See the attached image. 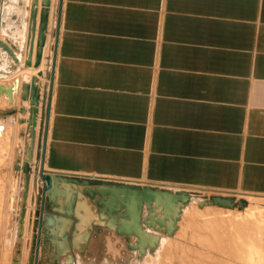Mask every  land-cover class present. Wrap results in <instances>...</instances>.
<instances>
[{"label": "crops", "instance_id": "obj_1", "mask_svg": "<svg viewBox=\"0 0 264 264\" xmlns=\"http://www.w3.org/2000/svg\"><path fill=\"white\" fill-rule=\"evenodd\" d=\"M59 11L47 169L264 194V0Z\"/></svg>", "mask_w": 264, "mask_h": 264}, {"label": "rangeland", "instance_id": "obj_2", "mask_svg": "<svg viewBox=\"0 0 264 264\" xmlns=\"http://www.w3.org/2000/svg\"><path fill=\"white\" fill-rule=\"evenodd\" d=\"M59 6L60 0H41L39 7L35 61L42 64L44 74L39 72L30 80L39 84L42 100L32 101L30 89H26L27 96L23 90L13 106L5 98L0 99V124L5 131L0 136V264H264V194L144 180L98 179L47 169L45 150ZM4 7L8 10L3 18L4 36L24 50L29 39L31 0H6ZM42 29L44 44L40 41ZM5 60L7 64L14 63L8 55L3 56V64ZM24 66L21 60L9 77H31ZM11 80L14 83V78ZM33 109L38 112L35 114ZM34 116L37 122L32 123L29 117ZM31 148H35L33 163L29 172H22L16 167ZM52 176L59 179L57 185L68 191V197L51 195ZM94 180L101 181V186L93 184ZM146 186L159 189L155 191L163 195L179 194L175 199L183 195L188 199L149 202L145 196L126 195L135 187ZM215 197L232 201L228 206L219 205L213 200ZM51 219L59 224H53Z\"/></svg>", "mask_w": 264, "mask_h": 264}, {"label": "bare ground", "instance_id": "obj_3", "mask_svg": "<svg viewBox=\"0 0 264 264\" xmlns=\"http://www.w3.org/2000/svg\"><path fill=\"white\" fill-rule=\"evenodd\" d=\"M5 2H6V0H1V2H0V66H2V65H4V66H6V67H8V68H0V78H5V77H7V76H10L11 74H12V72H11V70L12 69H14V66L17 64V63H19L21 60H23L24 61V63H25V70H27V71H29L30 73H31V77H29V76H27L28 78H29V80H30V78L32 79V77L33 76H36V75H40V74H38L39 72H41V65L42 64H40V65H36V61H35V56H36V54H35V44H36V41H35V39L37 38L36 36H37V23H38V21H37V19H38V14H39V7H40V2H41V0H31V13H30V17H29V26H28V28H29V31H28V34H29V39L27 40L28 41V43H27V46H26V48L24 47V50H23V48H21L18 44H16V43H14L13 41H11V40H9V39H7L5 36H4V34H5V26H4V24H3V22H4V20H3V18H5V15H6V11H8L7 9L5 10V7H4V5H5ZM21 2V1H20ZM2 3V4H1ZM22 3V2H21ZM27 13V12H26ZM26 15V14H25ZM24 16V15H23ZM28 36V35H27ZM17 37H18V35H17ZM25 49H26V51H25ZM26 52V53H25ZM24 53H25V55H24ZM4 55H8V56H10L12 59H13V64H7V62H6V60H5V64H3L2 63V60H3V56ZM24 56H25V58H24ZM28 61H29V63H28ZM23 68H22V70H23ZM21 69V68H20ZM21 70V71H22ZM18 72V71H17ZM20 72V71H19ZM14 73H16V72H14ZM22 73V72H21ZM41 73H43V72H41ZM19 74V73H18ZM44 74V73H43ZM42 74V75H43ZM24 75V74H23ZM26 75V74H25ZM28 75V74H27ZM41 75V76H42ZM27 77H26V79H27ZM37 77V76H36ZM40 77V76H39ZM43 77V76H42ZM12 78H14V83H12L11 81V79ZM25 78V77H24ZM26 79H22L20 76H18V75H15V76H13V77H11V78H7V79H4L3 81L1 80L0 81V99L1 98H7V97H9L8 98V100H7V102L10 104V105H16L17 103H18V101H19V98H20V96L22 95V93H23V90H25L24 92V94H26V96H27V90L29 91V89L32 91L31 93H33V96H34V99L36 98V96H38L37 97V99H38V102H39V100L42 98V96L40 95V92H41V90H40V92L38 91V89L40 88H38L37 89V86L39 85H37L36 84V82H32L31 83V80H30V82L29 83H27L26 81H28V79L26 80ZM38 79H40V78H38ZM44 79V78H43ZM33 80V79H32ZM26 82V83H25ZM38 82V81H37ZM5 83H7V84H5ZM25 85V86H24ZM41 88H43V86L41 87ZM27 89V90H26ZM29 94H30V92H29ZM32 95V94H31ZM40 96H41V98H40ZM28 97H29V95H28ZM33 99V98H32ZM31 99V100H32ZM42 100V99H41ZM32 101H34V100H32ZM35 102V101H34ZM41 102V101H40ZM27 104H28V102H27ZM32 104V103H31ZM23 105V104H22ZM29 105V104H28ZM27 105V106H28ZM40 105V104H39ZM23 107V106H22ZM31 107V106H30ZM33 107V106H32ZM36 107H38V106H36ZM40 107V106H39ZM21 108V107H20ZM19 108V109H20ZM34 108V107H33ZM41 108V107H40ZM25 109L26 108H24V111H25ZM28 109H29V107H28ZM22 110V109H21ZM32 110V109H31ZM34 110V109H33ZM23 111V112H24ZM30 111V110H29ZM38 112V110H34L33 112L35 113V112ZM40 111V110H39ZM30 113V112H29ZM28 114V113H27ZM36 114V113H35ZM32 115H34V114H32ZM31 115V116H32ZM39 115V114H38ZM35 117V116H34ZM38 118V120H39V117H37ZM22 119V118H21ZM24 119V118H23ZM29 119H31V121H32V119L33 118H31V117H29ZM28 119V120H29ZM35 119V121L37 122V119L36 118H34ZM25 120V119H24ZM23 120V121H24ZM26 121V120H25ZM28 123H31V122H28ZM33 123V122H32ZM23 124V123H22ZM38 124H39V122H38ZM38 124L36 125L35 124V126H38ZM24 125H26V123L24 124ZM27 125H29V124H27ZM32 126H34V124H32ZM27 127H29V126H27ZM32 128V127H31ZM29 129V128H28ZM33 129V128H32ZM37 129V128H36ZM27 130V129H26ZM35 130V129H34ZM37 131V130H36ZM35 132V131H34ZM27 133V132H26ZM5 134V131H4V125H2V124H0V136L2 135H4ZM35 134V133H34ZM33 134V135H34ZM36 134H37V132H36ZM31 137V136H30ZM36 137V136H35ZM36 139V138H35ZM31 140H32V137H31ZM35 143V142H34ZM34 143H32L33 145H34ZM29 144V143H28ZM30 146H31V144H30ZM29 146V147H30ZM35 146V145H34ZM27 152L28 153H26V158H23L22 159V162H20L19 164H18V166L16 167L18 170H20V171H22V172H27L26 171V169L27 168H25V165H26V163H28V166H29V168H28V172H29V170H30V168H31V164L33 163V158H34V154H35V148H31L30 149V151H29V149H27ZM58 181H59V179L56 177V176H53V181H52V184L49 186V192L51 193V195H55V196H57V195H61V197H65V196H67L66 195V193L68 192H66V190H64V188L63 187H60V186H58L57 185V183H58ZM100 185V184H99ZM101 186V185H100ZM94 188V187H93ZM107 190V189H106ZM119 191V190H118ZM111 193V192H110ZM118 194V193H117ZM122 194H124V193H122ZM178 195L179 194H177V193H170V194H165V195H163V194H161L160 192H157V191H155V190H151L150 192H149V194H148V197H151V198H153V199H162L163 201H165L166 203H168V202H172V201H174L175 200V197H178ZM70 196V195H69ZM111 196V195H110ZM68 197V196H67ZM59 198H60V196H59ZM112 198V197H111ZM110 198V199H111ZM61 199V198H60ZM136 199V198H135ZM142 199V198H141ZM134 200V199H133ZM138 200H140V199H138ZM70 201V200H69ZM112 201V200H111ZM148 201V200H147ZM110 202V201H109ZM115 202H117V201H115ZM126 202V201H125ZM158 202V201H157ZM86 203V202H85ZM163 203V202H162ZM130 204V203H129ZM170 204V203H169ZM85 205V204H84ZM88 205H89V203H88ZM86 206V205H85ZM125 206V205H124ZM152 206V205H151ZM150 206V207H151ZM172 206V205H171ZM142 207V206H141ZM168 207V206H167ZM79 208H81L80 206H79ZM90 208V207H89ZM88 208V209H89ZM152 208V207H151ZM82 209V208H81ZM80 209V210H81ZM84 209H85V207H84ZM87 209V210H88ZM137 209V208H136ZM153 209V208H152ZM125 210H127V209H125ZM168 211V210H167ZM79 212V211H78ZM82 212V211H81ZM85 212V211H84ZM89 212H91L90 210H88V213ZM136 212H139V211H136ZM141 212V211H140ZM84 214H87V212H85ZM89 214H91V213H89ZM128 214V213H127ZM132 214V213H131ZM92 215H94L93 213H92ZM113 215H115V214H113ZM119 215V214H118ZM118 215H116V216H118ZM80 216V215H79ZM85 216V215H84ZM87 216H88V214H87ZM86 216V217H87ZM90 217H89V222H90V219H92L91 218V215H89ZM125 216H127V215H125ZM135 216H136V214H135ZM135 216H133V218L135 217ZM141 216V215H140ZM95 217V216H94ZM97 217V216H96ZM96 217H95V219H96ZM129 217V216H128ZM127 217V218H128ZM54 218H57V217H54ZM84 218V217H83ZM98 218V217H97ZM124 218V217H123ZM126 218V217H125ZM126 218V219H127ZM138 218V217H137ZM129 219H131V218H128V220ZM140 219V218H139ZM54 220V222H55V219H53ZM65 220V219H64ZM80 220H82V219H79V221ZM86 220V219H85ZM112 220H114V219H112ZM122 221H123V219H121ZM133 220V219H132ZM51 222H53L52 221V219L50 220ZM61 221H62V219H61ZM66 221V220H65ZM94 221V220H93ZM92 221V222H93ZM134 221V220H133ZM139 221V220H138ZM53 222V224H55L56 222H57V224H59L58 223V221H56L55 223ZM60 222V221H59ZM100 222V221H99ZM124 222H125V220H124ZM63 222H61L60 224H62ZM112 223H113V221H112ZM131 223V222H130ZM134 223V222H133ZM135 223H136V220H135ZM135 223H134V225H135ZM66 224V223H65ZM86 224V223H85ZM67 225V224H66ZM65 225V226H66ZM79 225V224H78ZM121 225H122V223H121ZM58 226H61V225H58ZM63 226H64V224H63ZM123 226V225H122ZM126 226V225H125ZM129 226V225H128ZM138 226L139 225H137V227L136 228H138ZM132 227V226H131ZM129 228V231H130V229L131 230H133L132 228H130V227H127V229ZM59 229H61L60 227H59ZM77 229H79V228H77ZM124 229H126V228H124ZM126 229V230H127ZM142 229V228H141ZM56 230H58V229H56ZM63 230H64V227H63ZM137 230H139V229H137ZM62 231V230H61ZM92 231H94V229H92ZM136 231V230H135ZM143 231V230H142ZM142 231H140V233L142 232ZM83 233V232H82ZM86 233V232H85ZM84 233V234H85ZM143 233V232H142ZM92 234H94V233H92ZM75 235H76V232H75ZM82 235V234H81ZM95 235V234H94ZM82 238V237H81ZM90 239H91V237H90ZM75 242V241H74ZM89 244V243H88ZM89 249V248H88Z\"/></svg>", "mask_w": 264, "mask_h": 264}, {"label": "water", "instance_id": "obj_4", "mask_svg": "<svg viewBox=\"0 0 264 264\" xmlns=\"http://www.w3.org/2000/svg\"><path fill=\"white\" fill-rule=\"evenodd\" d=\"M0 2H1V0H0ZM40 38H41V43H43L44 44V42H45V33H44V29H42V33H41V31H40ZM37 61L38 60H36V65H37ZM28 63H29V61H28ZM1 88V87H0ZM34 97V96H33ZM37 97L38 96H36V98L34 99V101H35V103H38V99H37ZM35 109H36V107H35ZM35 118V117H34ZM33 118V123H35V119ZM25 168H27L26 169V171L28 172V168H29V166H28V163H26V165H25ZM50 181H51V183H50V185L52 184V181H53V176L50 178ZM92 183L93 184H95V185H98V184H101L102 182L101 181H99V180H94V181H92ZM49 185V186H50ZM131 187H133V186H131ZM114 189H117V190H119L118 188H114ZM114 189H112V191H114ZM122 190V189H121ZM136 190V192H131V191H135ZM151 190H159V189H155V188H152V187H150V186H146V187H143V188H141V187H135V189H132V190H130V192L128 193V194H126V195H137V196H145V197H147L148 198V200H149V202H152L154 199L153 198H151V197H148V194H149V192L151 191ZM92 191V190H91ZM122 191H124V190H122ZM92 193H93V191H92ZM116 195H118V194H116ZM177 199H180V200H182V201H185V200H187L188 199V197L187 196H185V195H183V196H181L180 198H176L175 200H177ZM213 200L217 203V204H219V205H225V206H228V205H230L231 204V199L230 198H225V197H215V198H213ZM126 201V200H125ZM125 201L123 200V205H125ZM223 201H227V203L226 202H223ZM113 209V207L111 206L110 207V209Z\"/></svg>", "mask_w": 264, "mask_h": 264}]
</instances>
